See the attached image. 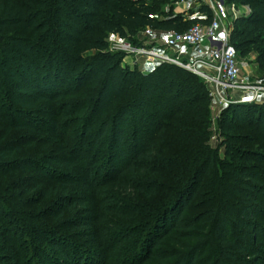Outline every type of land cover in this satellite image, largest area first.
Listing matches in <instances>:
<instances>
[{"label":"trees","instance_id":"16d2710c","mask_svg":"<svg viewBox=\"0 0 264 264\" xmlns=\"http://www.w3.org/2000/svg\"><path fill=\"white\" fill-rule=\"evenodd\" d=\"M162 1L145 5L142 0H73L72 4L68 0H0V30L21 29L29 34L10 37V54L0 58V84L9 83L11 92V100L0 96L1 141L7 140L12 129H26V124L18 122L21 117L39 125L53 124L50 118H34L33 112L54 115L53 106L63 105L60 101L70 90L59 85L72 84L89 94L82 139L91 133L96 142L108 143L91 155L104 162L101 178H96L86 161L92 147L84 142L77 145L67 132L65 153L52 159L57 168L40 161L27 163L31 176L52 177L39 180L32 190L45 200L62 198L57 218L73 203L82 211L72 225L86 229L82 233L92 249L41 227L50 248L40 243V261L36 254L29 261L9 258V263L263 264L264 224L258 217L264 216V166L259 164L264 150L227 147V158L220 157L219 149L209 143L212 98L195 74L169 64L143 73L123 67L117 53L85 55L89 50L107 49L109 33L133 39L146 27L183 32L195 23L211 21L209 9L206 19H187L174 12L159 18L156 13ZM241 2L252 6L253 12L236 20L231 41L239 55L240 50L254 49L264 68V0ZM58 49L67 60L58 55ZM231 109L219 122L223 131L238 120L249 121L257 130L264 123V105L240 104ZM109 111L113 114L106 117ZM96 113L103 119L95 130L89 120ZM53 125L55 130L61 126ZM1 147L0 159L17 149ZM233 159L239 163L233 164ZM11 167L2 160L0 177L14 171ZM67 171L79 174L74 185L79 183L84 194L68 193L72 184L56 180ZM1 212L22 215L4 206ZM23 220L17 221L26 225ZM2 259L6 256L0 251Z\"/></svg>","mask_w":264,"mask_h":264},{"label":"rangeland","instance_id":"374dc122","mask_svg":"<svg viewBox=\"0 0 264 264\" xmlns=\"http://www.w3.org/2000/svg\"><path fill=\"white\" fill-rule=\"evenodd\" d=\"M200 1V4L195 6L193 10H189V13L192 14L197 10H202L205 11L204 15L208 16V5L204 2V0ZM68 2L69 4L74 3L73 0H68ZM152 3L144 2L145 5H151ZM160 3V10L156 13L159 18L165 17L170 12L183 13L182 10L185 9V6L180 5L178 3V0H164ZM231 3H233L235 6V13L237 14V16L240 15L239 18L246 16L245 14L247 13L251 15L253 12V7L249 4L242 3L241 0H233L231 1ZM183 14L187 19L196 17L194 16L189 18L188 15H186L185 13ZM140 32L141 30L137 34L140 42L146 44H150L153 42L152 39L147 38ZM158 32L160 39L163 37V35L160 31ZM0 34V58L9 56L10 53L7 50L9 44L8 42L11 41V38L13 36L17 35L20 37H27L29 35L25 34L21 29H4L0 30ZM111 34L115 33H109L105 37L107 49L103 51L97 49L89 50L85 53V55L87 57H96V55L100 52H110L112 54L117 53L121 55L120 58L123 67H129L132 70H138L143 73L150 72V70L142 71L138 66L130 64L131 59L127 58L124 53L114 51L112 43L110 42ZM58 55L61 58H64L66 60L68 59L67 55L61 49L58 51ZM240 61L242 63V73L240 79L254 85L258 84L260 86H264V68L262 65L263 59H261L258 53H256L254 49L246 53H242L240 50ZM141 62L143 63L144 59H141ZM198 77L206 84L212 98L210 102L211 134L209 143L213 148L219 149L220 157L222 159L227 158V147H233L242 150H264V123L259 130H257L255 127H250L247 124L249 121L245 120L235 121L237 123L232 122L230 125H228L226 131H223L219 126L220 120H222L223 117H226L224 113L226 112V110H230L232 106L240 104H254L248 102L232 103V97L233 99H240L246 95L248 96L249 94L239 90H226L223 93V96L226 100L221 101L219 96L213 95L211 93V86L208 84V82L205 79H202L200 76ZM59 86L61 90H67L68 88L70 90L60 101L62 103L64 102L63 105L60 104L58 106H53V104L46 103V106L48 108H52L53 106V112L55 114L51 115L47 112H33L35 116L34 118H44L47 120L50 118L53 119V124H60L61 126L60 128H58V130H55L53 124L42 123L41 125H39L35 124L34 122L30 123L27 121V119L26 121H23V118L21 117L18 122L26 124V129H12L7 137V140L1 141V135L4 132V128H0V147L3 145L1 148H17L14 152V155L10 154L9 157L0 159V162H2L3 160V162L11 163V170L14 169V171L7 173L4 177H0V186L2 187L0 188V196L1 198H3L0 206H4L7 209L9 207L14 208L16 212L20 211V213H22V215L18 214L16 216H13L11 213H0V251L3 256H6V259L0 260V264H11L9 263V258H22L23 260L29 261V259L36 254L37 261H40V257L42 255V253L38 249L40 243L42 244L40 246H46L48 249L50 248L48 241L44 239L43 234H41L40 232L41 229L39 228L41 227H43L44 229H55L61 232V234L64 236L63 238H70L73 241L81 244L85 248L92 249V245L89 239L85 238L82 233V231L86 229H79L76 227L74 228V225H72L75 220L80 219V212L82 211L79 210L78 206L73 203L72 209L66 208L64 211V215L61 218H57L56 216L62 208V198L55 196L52 199L45 200L42 199L43 195L41 193L32 190L34 184L38 183L39 180H51L52 177L50 175L42 176L41 173H39V178L38 176H31L30 172H28L31 171L30 168L27 167V163L29 162V160H33V162L40 161L47 164L48 166L57 168L53 165L54 161H52V159L56 157V155L65 153L63 138L66 137L65 132H67V138L75 140V143L77 145H80L81 142H84L89 147H92V151H86V154L84 150L83 154L87 155L86 161L89 162V165L93 169V172H95L94 174L96 178L102 177L103 169L101 166L104 164V162L102 161V158L96 160L92 158L91 155L93 153H96L95 150L98 151V149L102 148L104 145L106 146L107 141H105V144H103V142H96L95 137H92L91 133L85 136L84 139H82V131L85 126V122H87H83L82 118H87L86 116H88V114L85 113L83 109L85 106V102H87L86 98H88L86 96H88L89 94L84 92V90H76V88H74L72 84H67V86L63 87L60 84ZM0 87H2V89L0 88L1 98H3L5 101L11 100V92L8 91V89L10 88V84H6L7 89L6 87L1 86V84ZM90 95L91 96L89 97L93 96V94ZM77 102H80L81 104H76ZM67 103L70 104V106L67 107L64 105ZM113 111H109L105 116H112ZM230 111L231 113H229V115L232 114L233 110L231 109ZM102 119L103 118H100L99 114L96 113L95 115H92L89 123L90 125L92 124V128L96 130L101 124ZM250 122V125L254 126L255 122ZM14 124H16V122H13V125ZM237 136H248L249 138L253 137L255 141H240L238 140L239 137ZM70 153L73 155L72 151H70ZM237 163H239V161L233 159V164ZM259 164L264 166V161ZM78 175L79 174L76 171H67L66 175H59L56 180H60L62 182L67 181L72 184V186H70L69 188L72 191H69L68 193L74 194L75 192H78L79 194H84V191L79 188V183H77V185H74L79 181ZM80 175L84 176L83 174ZM261 201L264 206V200ZM71 202L73 201L70 200V203ZM33 217H35V219ZM23 219L25 220L26 225H24V222L17 221ZM29 219L30 221H28ZM114 219L117 218L114 217ZM10 220H13V224L10 223ZM258 220H260L264 224V216L258 217ZM129 223L133 224L131 223V221ZM262 259L264 264L263 255Z\"/></svg>","mask_w":264,"mask_h":264},{"label":"built area","instance_id":"2783aa9c","mask_svg":"<svg viewBox=\"0 0 264 264\" xmlns=\"http://www.w3.org/2000/svg\"><path fill=\"white\" fill-rule=\"evenodd\" d=\"M152 3L154 0H142ZM200 0H178L185 6L183 13L190 17L189 10L200 4ZM211 11L209 23L198 22L190 29L180 31L161 32L146 27L141 30L144 36L153 42L146 44L139 41L138 36L133 39L111 34L110 42L114 51L122 52L131 59L130 64L138 66L142 71L160 64L175 65L205 79L211 86V93L226 100L223 93L226 90L243 91L249 95L240 99H233L232 103H255L264 105V86L254 85L241 80L242 63L237 47L231 37L235 22L239 18L235 13V6L228 0H204ZM249 16L250 14H245ZM201 18H208L204 14ZM144 59V62H141ZM126 62V59H125Z\"/></svg>","mask_w":264,"mask_h":264},{"label":"crops","instance_id":"0c3cea01","mask_svg":"<svg viewBox=\"0 0 264 264\" xmlns=\"http://www.w3.org/2000/svg\"><path fill=\"white\" fill-rule=\"evenodd\" d=\"M190 1L193 2V1H195V0H190ZM202 14H205V11L197 10L196 12L192 13L191 16H192V17H194V16H196V17H201ZM156 67H157V65L151 67L150 71L153 70V69L156 68Z\"/></svg>","mask_w":264,"mask_h":264}]
</instances>
